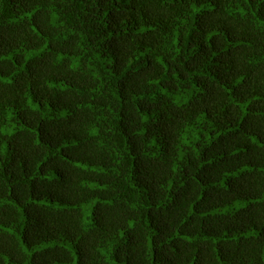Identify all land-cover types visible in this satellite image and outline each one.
<instances>
[{
    "label": "trees",
    "instance_id": "16d2710c",
    "mask_svg": "<svg viewBox=\"0 0 264 264\" xmlns=\"http://www.w3.org/2000/svg\"><path fill=\"white\" fill-rule=\"evenodd\" d=\"M0 264H264V0H0Z\"/></svg>",
    "mask_w": 264,
    "mask_h": 264
}]
</instances>
